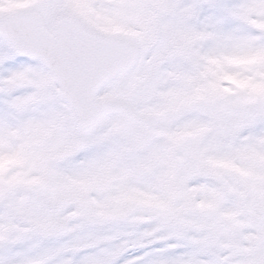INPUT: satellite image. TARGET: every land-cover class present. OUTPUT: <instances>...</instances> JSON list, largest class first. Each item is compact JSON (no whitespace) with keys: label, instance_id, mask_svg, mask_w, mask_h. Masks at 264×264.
Returning a JSON list of instances; mask_svg holds the SVG:
<instances>
[{"label":"snow or ice","instance_id":"snow-or-ice-1","mask_svg":"<svg viewBox=\"0 0 264 264\" xmlns=\"http://www.w3.org/2000/svg\"><path fill=\"white\" fill-rule=\"evenodd\" d=\"M0 264H264V0H0Z\"/></svg>","mask_w":264,"mask_h":264}]
</instances>
